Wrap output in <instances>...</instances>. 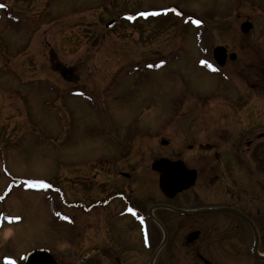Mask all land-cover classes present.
Listing matches in <instances>:
<instances>
[{"label":"rangeland","instance_id":"1","mask_svg":"<svg viewBox=\"0 0 264 264\" xmlns=\"http://www.w3.org/2000/svg\"><path fill=\"white\" fill-rule=\"evenodd\" d=\"M3 1L9 15L3 13L0 21V217L6 212L17 220L0 227V264L2 255L17 258L42 246L62 264H76L94 248V210L66 208L55 193L28 191L20 183L10 193V176L49 180L68 202L91 200L87 194L95 197L99 186L94 180L81 185L80 154L87 147L86 159L93 161L107 151L106 126H114L116 137L139 142L131 161L146 136H189L191 128L200 138L207 135V114L226 113V105L237 103L233 99L245 89L239 81L248 73L242 74L240 62L253 55L245 44L264 59V0ZM169 4L203 19L201 32L170 13L132 25L118 17ZM113 18L118 22L107 29ZM246 19L253 28L242 34L239 24ZM217 45L236 52L237 59H226L221 76L199 71L201 47L212 58ZM160 58L163 68H145ZM197 155L202 168L213 158L207 159L204 146ZM146 158L150 162L152 155ZM130 173L133 181L135 170ZM146 178L149 187L157 184V174L146 172ZM224 183L225 178L202 172L197 187ZM81 187L92 189L86 194ZM53 210L71 221L54 218Z\"/></svg>","mask_w":264,"mask_h":264},{"label":"flooded vegetation","instance_id":"2","mask_svg":"<svg viewBox=\"0 0 264 264\" xmlns=\"http://www.w3.org/2000/svg\"><path fill=\"white\" fill-rule=\"evenodd\" d=\"M245 48L253 53L240 62L242 74L248 73L239 81L245 89L233 99L237 103L226 105V113H206L207 135L200 138L191 128L189 136H146L133 157L136 161H131L135 152L130 151L139 142L131 136L116 137L114 126H106L107 151L88 161L90 151L83 148L85 175L80 183L86 186L94 180L99 187H94L95 197L87 194L92 187H81L91 200H77L84 213L95 212V245L76 264H262L264 59L249 42ZM227 58L234 61L237 54ZM226 114L230 116L221 119ZM203 146L207 159L213 157L204 168L197 155ZM161 157L182 160L195 171L194 182L171 196L159 187L158 179L151 187L144 184L146 172L158 175L151 164ZM202 172L228 182L197 187ZM196 187L203 191L198 193Z\"/></svg>","mask_w":264,"mask_h":264},{"label":"water","instance_id":"3","mask_svg":"<svg viewBox=\"0 0 264 264\" xmlns=\"http://www.w3.org/2000/svg\"><path fill=\"white\" fill-rule=\"evenodd\" d=\"M175 11L180 12L176 7H172ZM127 16H131L128 14ZM113 21H109L106 26H110ZM251 27L249 22L241 24L243 31ZM214 56L219 64L224 62L223 47H216L214 49ZM152 168L159 170L161 175L159 177V186L171 196L176 191H180L191 185L195 178L194 170H187L183 163L176 161L171 162L167 159L160 158L153 162ZM24 264H56L55 260L48 254L46 249L31 250L26 254Z\"/></svg>","mask_w":264,"mask_h":264},{"label":"snow or ice","instance_id":"4","mask_svg":"<svg viewBox=\"0 0 264 264\" xmlns=\"http://www.w3.org/2000/svg\"><path fill=\"white\" fill-rule=\"evenodd\" d=\"M142 15H147V13H143ZM196 24H200L201 22L199 20H196L195 21ZM202 64H205L207 65L208 62L207 61H201ZM210 66V65H209ZM29 185L33 186V187H49V185L43 181H28L27 182ZM130 212H133L134 213V210L129 208L128 209ZM135 214V213H134ZM9 219H13V218H9ZM7 259V258H6ZM9 264H14V262H9Z\"/></svg>","mask_w":264,"mask_h":264},{"label":"bare ground","instance_id":"5","mask_svg":"<svg viewBox=\"0 0 264 264\" xmlns=\"http://www.w3.org/2000/svg\"><path fill=\"white\" fill-rule=\"evenodd\" d=\"M10 193H11V192H10ZM10 193H9V194H10ZM6 197H7V196H6ZM6 197H5V198H6ZM1 228H2V227H1Z\"/></svg>","mask_w":264,"mask_h":264}]
</instances>
